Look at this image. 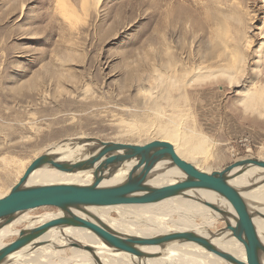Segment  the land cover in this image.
<instances>
[{
    "label": "rangeland",
    "instance_id": "obj_1",
    "mask_svg": "<svg viewBox=\"0 0 264 264\" xmlns=\"http://www.w3.org/2000/svg\"><path fill=\"white\" fill-rule=\"evenodd\" d=\"M215 46L241 66V82L189 87L171 124L148 101L156 69L163 60L206 65ZM256 85L264 87V0H0V196L53 143L143 144L160 139L164 123L200 149L203 171L264 160V116L236 102Z\"/></svg>",
    "mask_w": 264,
    "mask_h": 264
},
{
    "label": "bare ground",
    "instance_id": "obj_2",
    "mask_svg": "<svg viewBox=\"0 0 264 264\" xmlns=\"http://www.w3.org/2000/svg\"><path fill=\"white\" fill-rule=\"evenodd\" d=\"M69 9L63 5V10H66L68 15L72 13ZM213 50L216 52L205 59L208 61L206 65L198 63L189 70H184L177 61L163 60L156 69L153 76L154 86L148 95V101L151 108L168 113L171 124H174L183 113L179 102L186 101L184 96L187 97L189 87L215 79L226 81L229 88L238 86L241 82L239 75L241 66L228 65L218 47L215 46ZM240 95L236 102L243 112H256L264 116L262 85H256L252 89L244 87ZM160 131V139L170 142L181 158L192 159L194 165L201 169L200 159L194 157L200 149L188 146V141L175 136L168 123L162 124ZM79 138L81 137L67 138L53 143L42 153L52 155L57 161L79 160L89 144L77 143L76 140ZM202 139L206 137H197L196 143L200 145ZM134 162L135 159L125 161L111 175L105 176L100 185L114 186L123 183ZM184 179L191 182L177 167L169 165L167 161H159L154 165L144 186L188 184ZM223 179L240 194L248 206L264 214V167L249 163L226 173ZM93 180V169L66 172L45 164L28 176L25 185L90 184ZM198 194L208 199H220L215 191L209 189L200 190ZM85 208V213L76 209L70 210V213L95 223L99 220L122 237L148 238L178 231H191L208 237L213 246L246 261L243 245L228 227L233 218L232 209L228 207L204 204L164 193L135 203ZM33 209L35 208L21 210L12 220L0 226V248L17 238L20 232H26L55 218L70 216L57 207L53 211L42 209L32 212ZM111 209L117 211L116 217L110 215ZM247 216L256 241L264 246V219L248 210ZM142 250L150 255L136 256L118 250L109 246L91 230L69 223L46 229L27 245L8 254L1 264H234L207 251L194 241L181 239L165 240L157 247H143Z\"/></svg>",
    "mask_w": 264,
    "mask_h": 264
},
{
    "label": "water",
    "instance_id": "obj_3",
    "mask_svg": "<svg viewBox=\"0 0 264 264\" xmlns=\"http://www.w3.org/2000/svg\"><path fill=\"white\" fill-rule=\"evenodd\" d=\"M76 142L79 144L89 143L82 158L74 162H65L55 160L48 153H41L28 164L22 175L10 187L8 193L0 196V225L12 220L21 210L40 206H54L70 214V216L44 222L26 232H20L17 238L0 248V264L8 254L27 245L46 229L69 223L85 227L98 235L109 246L136 256L150 255L142 250L143 247H157L165 240L181 239L194 241L207 251L234 264H264V246L258 244L254 237L248 221L247 210L262 219H264V214L248 206L240 194L223 179L226 173L249 163L264 167L263 159L251 158L235 161L222 170L206 172L181 158L173 145L166 140L154 139L138 144L102 140L96 137H81ZM130 159H135V162L123 183L114 186L100 185L105 176L111 175L117 167ZM159 161H167L169 165L177 167L191 182L177 185L144 186L154 165ZM45 164L66 172L93 169L94 180L90 184L25 185L28 176ZM204 189L215 191L220 199H208L199 195L198 191ZM164 193H171L174 196L204 204L231 208L233 218L228 223V227L243 245L246 261L213 246L208 237L191 231H178L148 238H126L116 234L99 220L95 223L70 213L72 209L85 213L87 206H116L145 201Z\"/></svg>",
    "mask_w": 264,
    "mask_h": 264
}]
</instances>
